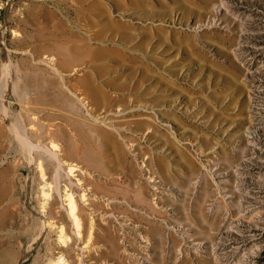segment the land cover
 <instances>
[{
	"label": "rangeland",
	"instance_id": "1",
	"mask_svg": "<svg viewBox=\"0 0 264 264\" xmlns=\"http://www.w3.org/2000/svg\"><path fill=\"white\" fill-rule=\"evenodd\" d=\"M19 72L40 114L76 133L60 140L86 156L69 158L102 173L69 262L264 264V0H0V264H50L40 171L8 129ZM88 111L112 142L82 128Z\"/></svg>",
	"mask_w": 264,
	"mask_h": 264
},
{
	"label": "bare ground",
	"instance_id": "2",
	"mask_svg": "<svg viewBox=\"0 0 264 264\" xmlns=\"http://www.w3.org/2000/svg\"><path fill=\"white\" fill-rule=\"evenodd\" d=\"M224 2H222V4ZM52 63L53 62L51 59L47 64L54 69V63ZM53 72L55 75L59 76L57 87L60 90L59 92L62 93V96L69 98L70 100H68L71 101L75 106L76 102L77 104L84 106V99H80L79 96L74 92L72 86H70L71 84H68L69 81L66 80V77L58 70H53ZM25 73L26 72H24V74ZM17 78V82L14 83L12 90L18 98V101L21 105V111L15 118V121L8 128L10 136L17 142L18 153H20L26 160H29V162H35L40 171V177L43 182V186H41L43 199L42 212L40 213V235L45 241H47L49 238L50 231L54 230L53 232H55L57 235L55 245L52 244V249L54 252H56L55 254L57 258L52 256V258L49 259V262L50 264H73L75 263L73 262L74 260H71L73 262L72 263L67 259L69 258L70 251L74 245H77L78 242L84 240V232L82 233L83 225L78 214L79 210H83L84 208L81 207L80 203L86 205L87 207L90 206L88 198L90 195L89 192L93 190L91 186L94 184V180H96V175L99 177L102 173L99 170L92 169L85 163H78L76 160L71 159L73 154L76 156L82 154L84 156L85 153L82 152V148H80L78 145L75 146V149L71 150L73 153H68V149H66V147L62 144L60 138L62 140L65 139L66 141L68 139L75 140L74 137L76 133L73 129H69V131H67L64 126L61 125V123H56L54 119L50 118V116H42L40 114L41 112L38 111V109L34 106V102H32L28 87L21 82L23 80V73ZM9 86L10 82L8 79H6L5 87L9 88ZM3 103L5 104V101ZM3 103L0 105V109L2 113H5L6 107L3 105ZM88 114L91 118L84 117L78 119L80 120L79 122L82 123V128H84L88 135L93 136L92 140L95 142L100 141V143L108 141L112 142L114 135L113 131L111 130L113 129V126L110 127L106 120H102V118L92 115L90 111H88ZM91 122L96 123L97 125L101 124L109 130H106L105 127V130H103V128L99 129L97 127L92 128ZM13 139H11V141ZM69 155H71V158H69ZM47 163L49 168L47 167L46 169ZM93 165L99 166L97 165V162H93ZM75 172H80V175H75ZM61 178H64V181L67 184L64 186V190H61V185L59 186L61 183L60 181H62ZM77 190L79 191L80 202H78L79 200L76 201L73 194V192ZM53 191L57 197L60 198L59 200L61 201V208L55 206L56 196H53ZM106 201H109V199ZM65 217L71 222L72 228L74 230V233L71 231L74 235L72 237L67 234V226L65 225L66 222L64 221ZM85 222H83L84 225ZM90 223H92V221H90ZM85 246H87L86 243L84 247Z\"/></svg>",
	"mask_w": 264,
	"mask_h": 264
}]
</instances>
